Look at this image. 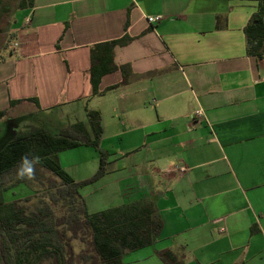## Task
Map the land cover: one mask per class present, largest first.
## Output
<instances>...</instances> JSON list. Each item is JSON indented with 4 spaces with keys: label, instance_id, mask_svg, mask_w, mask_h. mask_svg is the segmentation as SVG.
<instances>
[{
    "label": "crops",
    "instance_id": "crops-1",
    "mask_svg": "<svg viewBox=\"0 0 264 264\" xmlns=\"http://www.w3.org/2000/svg\"><path fill=\"white\" fill-rule=\"evenodd\" d=\"M22 1L0 0V111L39 108L7 119L100 113L112 208L149 201L163 223L140 261L170 250L182 264H264V59L244 34L260 0ZM125 34L114 60L134 80L92 97L90 47ZM122 80L105 76L100 91Z\"/></svg>",
    "mask_w": 264,
    "mask_h": 264
},
{
    "label": "trees",
    "instance_id": "trees-1",
    "mask_svg": "<svg viewBox=\"0 0 264 264\" xmlns=\"http://www.w3.org/2000/svg\"><path fill=\"white\" fill-rule=\"evenodd\" d=\"M27 4L24 0L19 8H26ZM32 5L33 1L29 0V6ZM128 27L127 22L126 32ZM67 28L68 25L64 32ZM244 34L247 55L263 60L264 0L258 1L256 12L244 28ZM132 41L125 34L120 39L90 47L92 97L103 96L134 80L130 65L118 66L114 60L115 50L128 46ZM116 72H121L123 80L100 91L103 78ZM25 102L39 108L37 99L12 100L8 109L0 111V121ZM87 113L89 127L79 122L62 129L57 137L43 130L19 134L0 152V264H30L32 255L38 258L39 264L50 259L57 264H69L74 258L69 248L76 240L91 248L92 255L87 262L126 264L123 262L125 252H135L159 241L163 223L152 202H134L98 213L88 212L80 190L104 177L108 156L100 149L103 136L101 115L94 111ZM81 146L98 150L100 166L95 176L76 182L61 168L55 155ZM25 156L33 164L30 177L28 174L20 176ZM31 181L44 188L45 195L39 204L24 205L27 198L7 199L8 191ZM161 257L166 264H182L170 250L162 252Z\"/></svg>",
    "mask_w": 264,
    "mask_h": 264
},
{
    "label": "rangeland",
    "instance_id": "rangeland-1",
    "mask_svg": "<svg viewBox=\"0 0 264 264\" xmlns=\"http://www.w3.org/2000/svg\"><path fill=\"white\" fill-rule=\"evenodd\" d=\"M3 2L6 3L8 2V0H3ZM5 7L10 8L11 6H8L7 4L5 5ZM7 16L10 17L13 16V14L8 13ZM54 112L55 113L40 114L38 116L30 113L24 115L22 114L17 118H6L1 120L0 152L15 138L16 135L30 133L35 130H43L44 132L57 137L60 135L62 129L79 122H84H75L73 121V119H66L64 114L65 110H57ZM86 126L89 127V124H87ZM110 128L112 129L113 127L110 126ZM55 157L62 169H66L70 175L74 176V178H77V180L80 181L87 180L95 176L100 166V156L99 154H97V152H95V148L91 146L88 148H75L62 151L56 154ZM102 178L80 190V194L86 202L89 213L106 211L112 208L113 203H117L119 201L118 198L114 195L113 198H111V195L109 197L110 191L107 188L103 187L104 184L102 183ZM43 190V186H41L39 183L31 181L26 185L16 186L12 190L8 191L6 195L8 200L27 198L23 202L24 205L32 206L39 204V201L43 200V197L45 195ZM71 245L72 248H69V251L73 254L72 257L74 258H72L69 264H92V262L90 261L87 262V259H89L92 255L91 248H89L87 245L84 246L79 242V240L72 241ZM146 250L151 251V249H144L138 252H125L123 255V262L126 264H157L158 260L156 257L140 261L146 256L147 253L144 252ZM181 253H183V251L178 254L174 253L179 260H182L181 258L184 256ZM79 254L80 256H78ZM137 260H139V262H137ZM39 263L40 262L35 255H32L30 257V264ZM41 264L57 263L54 260L50 259L43 261ZM164 264L166 263L164 262Z\"/></svg>",
    "mask_w": 264,
    "mask_h": 264
},
{
    "label": "clouds",
    "instance_id": "clouds-1",
    "mask_svg": "<svg viewBox=\"0 0 264 264\" xmlns=\"http://www.w3.org/2000/svg\"><path fill=\"white\" fill-rule=\"evenodd\" d=\"M33 159H36L33 157ZM33 171V164L31 161H29L28 157L25 156L22 158V167L20 169V176L24 177L25 174H28L29 177L31 176V173Z\"/></svg>",
    "mask_w": 264,
    "mask_h": 264
},
{
    "label": "built area",
    "instance_id": "built-area-1",
    "mask_svg": "<svg viewBox=\"0 0 264 264\" xmlns=\"http://www.w3.org/2000/svg\"><path fill=\"white\" fill-rule=\"evenodd\" d=\"M163 19L162 16L158 15V16H152V17H147V22L150 24V25H153V24H156V23H159L161 20ZM195 117H201L202 116V112L199 111L197 113H195L194 115ZM179 171L181 173H183L185 171V168H180Z\"/></svg>",
    "mask_w": 264,
    "mask_h": 264
}]
</instances>
